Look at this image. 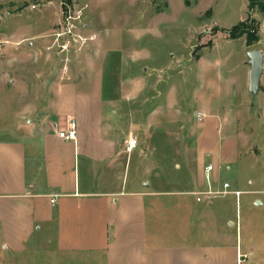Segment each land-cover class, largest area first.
<instances>
[{
  "label": "rangeland",
  "instance_id": "374dc122",
  "mask_svg": "<svg viewBox=\"0 0 264 264\" xmlns=\"http://www.w3.org/2000/svg\"><path fill=\"white\" fill-rule=\"evenodd\" d=\"M249 15L260 24L255 48L264 56V13L249 11L248 0H0V75L7 85L10 77L18 79L15 95L23 102L52 96L54 79L101 93L107 122L122 143L130 135L138 140L127 177H144L156 191L179 189L173 183L179 179L187 191L189 172L176 165L195 160L209 141L221 164L232 142L217 126L232 125L230 136L242 135L240 163L222 167L213 190L222 191L224 181L254 188L249 177L264 176V71L259 91L251 94L252 49L244 37H228ZM25 35L35 38L17 44ZM199 111L208 115L203 125ZM255 196L243 194L242 205ZM209 197L228 202L236 220L231 195ZM189 220L194 227L195 217ZM30 240L22 254L3 256L1 249L2 264H101L84 250L53 251Z\"/></svg>",
  "mask_w": 264,
  "mask_h": 264
},
{
  "label": "crops",
  "instance_id": "0c3cea01",
  "mask_svg": "<svg viewBox=\"0 0 264 264\" xmlns=\"http://www.w3.org/2000/svg\"><path fill=\"white\" fill-rule=\"evenodd\" d=\"M29 36L16 43L35 38ZM14 54L25 59L23 52ZM5 81L0 75V258L1 249L3 256L22 254L34 237L53 251L84 250L101 264H264V176L249 177L248 185L258 188L224 181L240 192L227 194L235 221L225 200L199 201L194 194L213 190L222 167L240 163L242 135L231 137L232 125L217 126L232 142L225 161L217 162L218 150L208 140L195 160L176 165L189 172L187 191L180 179L173 182L179 189L156 191L144 177H127L136 148L127 152L107 122L101 93L54 79L52 96L23 102L15 95L18 79ZM70 118L76 120L75 141L59 136ZM207 166L213 167L209 173ZM243 194L257 196L242 205Z\"/></svg>",
  "mask_w": 264,
  "mask_h": 264
},
{
  "label": "trees",
  "instance_id": "16d2710c",
  "mask_svg": "<svg viewBox=\"0 0 264 264\" xmlns=\"http://www.w3.org/2000/svg\"><path fill=\"white\" fill-rule=\"evenodd\" d=\"M258 9L259 12L264 13V0H248L249 11ZM259 27L260 24L248 16L246 20L240 21L235 24L231 29L228 30L229 39H239L244 37L245 44L250 48L254 49L256 43L259 41Z\"/></svg>",
  "mask_w": 264,
  "mask_h": 264
},
{
  "label": "built area",
  "instance_id": "2783aa9c",
  "mask_svg": "<svg viewBox=\"0 0 264 264\" xmlns=\"http://www.w3.org/2000/svg\"><path fill=\"white\" fill-rule=\"evenodd\" d=\"M204 116V114L202 112H197L196 113V118L198 120H200L202 117ZM59 136L61 138H63L66 141H75L77 139V130H76V120L74 118H70L68 120V126L67 128L59 133ZM126 145V151L127 152H131L133 151L137 145H138V140L136 137L130 135L128 137V139L125 142ZM206 172L209 173L210 171L213 170L212 166H207L205 168ZM230 186L228 183L224 184L223 186V190L222 191H214V190H208V191H204V192H195L194 194L197 196V200L201 201L203 199V197H208L212 196V195H227L230 193H234L235 195H239L240 192L239 191H231ZM55 200L53 199L52 202H54Z\"/></svg>",
  "mask_w": 264,
  "mask_h": 264
},
{
  "label": "water",
  "instance_id": "95a60500",
  "mask_svg": "<svg viewBox=\"0 0 264 264\" xmlns=\"http://www.w3.org/2000/svg\"><path fill=\"white\" fill-rule=\"evenodd\" d=\"M248 57L251 66L249 74V90L251 94L255 95L259 91L264 71V56L259 48H254L248 51Z\"/></svg>",
  "mask_w": 264,
  "mask_h": 264
}]
</instances>
